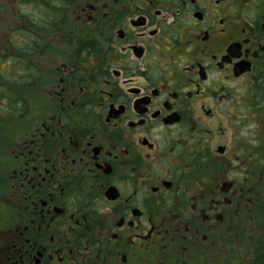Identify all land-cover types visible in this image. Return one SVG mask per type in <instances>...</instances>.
I'll list each match as a JSON object with an SVG mask.
<instances>
[{"label": "flooded vegetation", "instance_id": "af4514ba", "mask_svg": "<svg viewBox=\"0 0 264 264\" xmlns=\"http://www.w3.org/2000/svg\"><path fill=\"white\" fill-rule=\"evenodd\" d=\"M1 2L45 32L0 264H264V0Z\"/></svg>", "mask_w": 264, "mask_h": 264}, {"label": "trees", "instance_id": "16d2710c", "mask_svg": "<svg viewBox=\"0 0 264 264\" xmlns=\"http://www.w3.org/2000/svg\"><path fill=\"white\" fill-rule=\"evenodd\" d=\"M19 10L20 18L25 20L27 16L21 14V6H19ZM12 11L11 7L1 2L0 17L2 16L3 19L2 23H0V31L4 33L8 31L7 27L10 18L7 17H11ZM42 21L43 19L41 18L40 22L36 21L35 24L26 25V30H14L13 35L17 33L15 31H19V37L23 38L19 41L12 38L9 40L0 39V124L2 123L0 129L4 130V127L11 122V119L17 118V116L20 118L30 109L29 102L22 96L21 91L25 88L28 89V86H24L28 82V75L35 74L37 71L31 67L32 63L29 61L28 56H31V54L27 51L44 48V46L39 45L38 36L45 32V25ZM11 49L19 51L21 55H10L9 50ZM4 115H7V117ZM4 120H8L6 125L3 123Z\"/></svg>", "mask_w": 264, "mask_h": 264}, {"label": "rangeland", "instance_id": "374dc122", "mask_svg": "<svg viewBox=\"0 0 264 264\" xmlns=\"http://www.w3.org/2000/svg\"><path fill=\"white\" fill-rule=\"evenodd\" d=\"M22 93V96L26 99H28L30 101V104H29V107H32V101L34 102V100L38 97V93L35 91V89H24L23 91H21ZM28 112V111H27ZM5 117H7V115H4ZM23 118H19V123H14L17 125V128L18 129H22L25 128V124H23ZM4 125H6V123H8V120L7 121H3ZM225 126V124H224ZM223 126V127H224ZM226 127V126H225ZM224 127V128H225ZM9 129H11V124L9 126ZM7 130V127H4V130L3 132H0V151H4L7 149L8 147V140L7 139V136H9L11 134V132H6ZM233 140V137H230V134L228 132L226 133H223V135H219L216 137V144L217 145H223V146H230L231 145V142Z\"/></svg>", "mask_w": 264, "mask_h": 264}, {"label": "water", "instance_id": "95a60500", "mask_svg": "<svg viewBox=\"0 0 264 264\" xmlns=\"http://www.w3.org/2000/svg\"><path fill=\"white\" fill-rule=\"evenodd\" d=\"M235 71H236V74H239V73H242L243 70L241 67H238Z\"/></svg>", "mask_w": 264, "mask_h": 264}]
</instances>
